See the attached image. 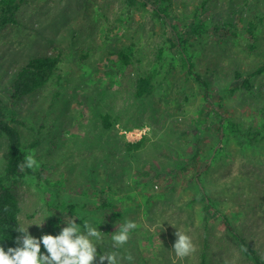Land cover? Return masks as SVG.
<instances>
[{"label":"rangeland","instance_id":"1","mask_svg":"<svg viewBox=\"0 0 264 264\" xmlns=\"http://www.w3.org/2000/svg\"><path fill=\"white\" fill-rule=\"evenodd\" d=\"M160 2L19 0L0 28L6 120L39 162L12 183L20 225L40 238L92 220L119 264H256L224 219L264 257V0ZM46 55L59 69L13 103L20 71ZM145 74L155 89L138 97ZM10 139L0 129V173ZM126 220L137 227L114 248ZM178 229L197 249L182 261Z\"/></svg>","mask_w":264,"mask_h":264},{"label":"trees","instance_id":"2","mask_svg":"<svg viewBox=\"0 0 264 264\" xmlns=\"http://www.w3.org/2000/svg\"><path fill=\"white\" fill-rule=\"evenodd\" d=\"M160 4H153L152 9L158 14H167V3L171 0H161ZM19 9V0H0V28L8 23L17 21V12ZM129 48V47H128ZM123 51V50H120ZM124 60L130 62V53H122ZM61 59L59 56H38L32 58L26 67H24L12 85L11 99L13 103L19 102L23 96L41 86H43L50 75L59 69ZM154 74H145L137 78L136 95L142 97L150 95L154 89ZM245 80L239 73L237 74L235 86H242ZM206 83V82H204ZM8 107V108H7ZM13 109L5 106L0 99V129L10 136L9 153L4 166L0 173V245L5 250L9 247L20 246L17 244L16 238L19 237L17 227L19 222V202L17 196L12 192V183L20 178H24L27 174L34 173V169H21L20 164L24 162L25 155L28 154L27 147L22 140L20 129L6 120L5 113ZM110 115L104 116V123L110 127L112 122L109 120ZM257 134L249 137L253 141ZM209 161L205 163L204 169L209 167ZM109 205V199L103 198L102 201L95 206L96 209L105 208ZM227 228L237 237L244 253L251 257L256 264H264V257L248 242V240L234 228L229 217L224 219ZM45 250L43 249L42 252Z\"/></svg>","mask_w":264,"mask_h":264},{"label":"clouds","instance_id":"3","mask_svg":"<svg viewBox=\"0 0 264 264\" xmlns=\"http://www.w3.org/2000/svg\"><path fill=\"white\" fill-rule=\"evenodd\" d=\"M39 162L34 151L25 155L24 162L20 164L23 169H35ZM77 217L66 220L59 235L45 234L40 238L34 237L27 228L21 224L17 230L22 236L16 238L20 246L9 247L7 250L0 245V264H94L97 256L101 264L106 260L108 264H119L115 253L99 254L97 245H102L104 239L102 231L94 225V221L85 220L83 226L76 222ZM43 225V224H38ZM137 227L134 221L126 220L112 234L111 240L114 248H122L130 239V233ZM177 239L172 247L179 260L191 256L196 252V245L192 238L181 232L175 233ZM41 245L46 251L42 252ZM131 261L133 257H125Z\"/></svg>","mask_w":264,"mask_h":264}]
</instances>
